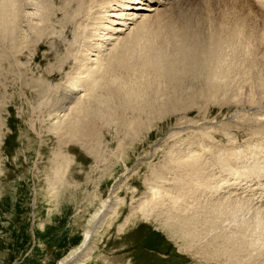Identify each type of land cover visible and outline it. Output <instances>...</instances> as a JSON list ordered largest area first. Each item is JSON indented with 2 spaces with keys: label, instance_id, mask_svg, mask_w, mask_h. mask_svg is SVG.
Listing matches in <instances>:
<instances>
[{
  "label": "rangeland",
  "instance_id": "obj_1",
  "mask_svg": "<svg viewBox=\"0 0 264 264\" xmlns=\"http://www.w3.org/2000/svg\"><path fill=\"white\" fill-rule=\"evenodd\" d=\"M202 2L177 0L155 12H140L147 17L130 23L120 34V42L126 43L132 33L146 29L157 33L159 41L169 33L190 40L188 44L197 41L214 49L227 35L224 30L197 25ZM57 16L54 20L62 19L61 14ZM73 28L68 24L65 35L56 38L45 34L32 49L20 54L13 50L16 43L0 35V264H264V239L254 243L250 232L226 243L224 237H209L210 232L192 243L178 236L175 218L185 206L193 213L200 204H211L202 189H193V198L181 197L179 210L170 204L177 197L179 174L168 172V168L176 164L177 154L188 149L185 143L189 140L205 139L227 151L264 140V122L249 119V109L232 106L219 88L214 101H206L214 93L212 76L218 65L201 66L202 87L211 88L204 90L198 101H187L186 111L165 114L151 124L146 115L132 118L145 106L147 98L142 95L140 106L113 112L110 124L87 120L86 126L76 128L80 124L73 127V118L68 125V118L58 113L64 105L72 107L62 90L67 75L82 63L81 57L76 61L70 58L62 41L80 34ZM15 38L18 44L17 35ZM211 52L216 54V50ZM72 54L77 56L71 49ZM129 123L132 126L128 128ZM210 168L207 172L215 171L220 180L231 177L219 176L216 168ZM164 172L170 173L169 184L161 183ZM260 180L264 181L263 174ZM229 183L217 195L225 197L226 190L237 186L231 180ZM249 183L247 193L259 190ZM154 188L161 194V199L155 200L157 208H151ZM259 194L260 203H264V192ZM102 213L105 218L101 222L98 215ZM86 233L91 234L87 243L90 252L82 256L78 251ZM75 254L74 260L67 261Z\"/></svg>",
  "mask_w": 264,
  "mask_h": 264
},
{
  "label": "bare ground",
  "instance_id": "obj_2",
  "mask_svg": "<svg viewBox=\"0 0 264 264\" xmlns=\"http://www.w3.org/2000/svg\"><path fill=\"white\" fill-rule=\"evenodd\" d=\"M176 1L0 0V35L1 38L16 43L18 47H13V50L20 54L28 47V51L32 49L45 34L52 36L51 38L65 35L64 29L68 24L80 31V34L72 35L71 41L62 40L69 48L70 58L76 61L81 57L79 61L82 63L78 62L67 75V82L62 90L67 95V103L72 102V107L64 105L58 112L68 118V125H71L70 118L74 119L73 127L80 124L76 128H83L87 120L91 124H96V120L110 124L113 112L140 106L138 101L143 102L142 95L147 98L145 106L139 110L141 114L132 118L146 115L147 123L151 124L158 117L186 111L189 107L187 101H198L203 97V91L211 88L202 87L200 79L203 74L201 66L204 65L203 68L206 69L211 63L213 66L217 64L218 70L212 76L216 82L214 93L208 95L206 101H214L212 97H215L219 88L221 91L218 92H223L222 98L227 99L232 106L242 110L248 108V118L264 122V4L259 0H202L203 9L197 25L218 32L224 30L227 35L221 38L222 42H216L214 49L197 41L188 44L190 40L169 33L159 41L157 33L146 29L132 33L126 43L120 42V34L126 32L130 23L140 17H147L140 12H155L157 7ZM93 8L96 10L92 11ZM57 14H61V20H54L58 17ZM15 35L19 40L18 44ZM111 42H115V45ZM110 44L113 47L107 53V46ZM225 47L226 50L221 51ZM71 49L77 56L71 55ZM213 50H216V54L211 52ZM65 62L66 59L62 64ZM146 103L149 104L148 107ZM130 125L132 126L130 123L127 125L128 128ZM189 141L185 143L188 149L177 154L176 164L169 167V171L166 166L164 168L168 172L172 170L179 174L175 180L178 182L175 193L177 197L171 199V207L179 210L180 198H193L196 195L193 190L195 188L202 189V193L210 198L207 200L211 204H200L202 206H197L193 213L192 209L185 206L175 218L176 223L174 222L180 233L178 236L190 243L206 237L209 232V237H224L225 243L230 242L233 237H247L249 232L252 233L251 238L254 237V243L255 240L264 239V203H260L258 199L261 197L259 193L264 192V181L260 180L261 175H264V140L254 143L252 147L232 148L234 151L213 147L205 139ZM207 163L209 165L206 170ZM209 167L216 168L219 176L225 174L231 177L220 180L213 169V174L207 172ZM168 172L162 174L161 183L169 182ZM206 174L208 180L205 179ZM229 180L237 186L226 190L225 197L217 195ZM247 180L253 182L251 187H260L259 190L247 193ZM155 190L157 189L151 190L155 202L151 208H157L155 200L161 199V194ZM198 198L201 199L200 195ZM253 205L255 208H252ZM257 205L260 206L257 208ZM99 218H102V222L105 215L102 213L98 215ZM135 219L136 217L131 220ZM90 236V233L85 234L78 254L85 256V253L90 252L87 249ZM75 257L76 254L67 261L74 260Z\"/></svg>",
  "mask_w": 264,
  "mask_h": 264
}]
</instances>
